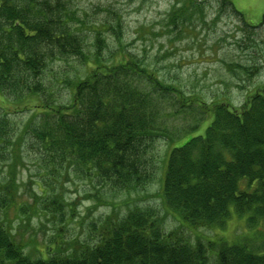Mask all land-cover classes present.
I'll return each mask as SVG.
<instances>
[{
	"label": "trees",
	"instance_id": "obj_1",
	"mask_svg": "<svg viewBox=\"0 0 264 264\" xmlns=\"http://www.w3.org/2000/svg\"><path fill=\"white\" fill-rule=\"evenodd\" d=\"M72 2L0 0V95L31 112L22 125L0 113V161L13 160L0 173V264H264L260 229L259 235L235 241L217 235L234 214L246 220L248 230L264 226V87L240 109L220 102L208 109L198 97L185 98L167 86L144 60H131L120 46L108 64L104 53L111 43L105 33L114 35L121 26L107 22L88 29L87 15ZM189 7L187 1L174 6L166 26L183 33L196 17ZM84 66L88 72L79 75ZM63 84L69 88L67 102L50 100ZM168 101L171 108L179 102L176 113L194 103L202 114L211 110L213 118L204 135L165 154L166 213L186 227L214 230L216 237L193 241L182 230L166 231L159 209L136 206L121 219L106 216L94 241L54 240L49 258L39 248L37 259L24 254L21 234L8 226L12 209L20 218L48 213L62 227L70 219L62 194L50 196L40 187V200H22L17 170L30 156L25 149L40 152L41 176L74 162L89 167L81 174L95 170L113 180V191H141L156 179L157 141H176L169 127L158 124L160 117L170 118L160 111ZM202 121L195 120L193 129Z\"/></svg>",
	"mask_w": 264,
	"mask_h": 264
},
{
	"label": "rangeland",
	"instance_id": "obj_2",
	"mask_svg": "<svg viewBox=\"0 0 264 264\" xmlns=\"http://www.w3.org/2000/svg\"><path fill=\"white\" fill-rule=\"evenodd\" d=\"M72 1L80 13L87 15L91 25L88 29L107 22L121 26L114 35L110 30L105 33L111 43L110 50L104 53L108 64L114 62L120 46L131 60H144L147 67L167 86L178 89L185 98L198 97L207 103L208 109L213 110L214 102L228 103L240 109L250 96L264 87V0H194L195 4L193 0ZM184 1L190 6L189 12L194 10L197 18H191L188 25L183 27L184 32L179 34L181 28L174 30L173 27H167L166 23L170 20L172 8L177 4L182 5ZM241 65L250 68L253 74H246ZM86 68H79V75L85 76L89 69ZM231 68L235 71L232 72ZM56 92L50 100L66 103L70 97L69 88L63 84ZM170 100L175 99L170 97ZM22 106L10 97L0 95V113L7 112L15 124L22 125L31 116V112L21 110ZM179 108V102L173 108L169 106V101L160 106V111L170 118L160 117L158 124L169 127L176 141H157L152 164L156 166V179L141 191H113V180L109 182V178L97 175L95 170L81 174L79 171L85 172L89 167H80L74 162L66 166L57 164L52 167L57 168V172L50 170L41 176L45 170L39 163L40 152L37 149H25V154L30 155L25 166L17 164L22 200L29 203H33L36 198L40 200V187L46 189L44 191L49 190L50 196L62 194L70 209V219L62 227L48 213L40 212L29 218L22 217V220L12 209L8 226L14 234H21L22 243L26 245L23 253L37 259L40 256L39 248L43 252L42 256L49 258L47 249L57 244L54 240L94 241L100 221L109 215H117L121 219L136 206L159 209L162 216L165 215L163 226L166 231L182 230L189 237L191 235L193 241L216 237L214 230L186 227L175 216L166 213L162 191L165 154L171 146H182L191 136L204 135L213 118L211 110L208 112V109H204L206 113L202 114L203 110L194 103L181 108V113H176ZM16 110L22 112L16 113ZM199 119L204 121L197 129H193L195 120ZM32 139L29 138L30 141ZM12 162L11 159L0 161V173L7 172ZM41 181L43 186L39 184ZM59 227L62 228L57 230ZM258 229L264 233V226L248 230L246 220L234 214L217 235L235 241L244 235H259ZM59 231L63 237H59Z\"/></svg>",
	"mask_w": 264,
	"mask_h": 264
}]
</instances>
